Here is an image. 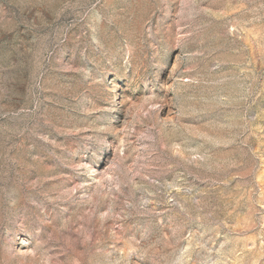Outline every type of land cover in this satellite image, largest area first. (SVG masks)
Returning <instances> with one entry per match:
<instances>
[{
  "label": "rangeland",
  "instance_id": "374dc122",
  "mask_svg": "<svg viewBox=\"0 0 264 264\" xmlns=\"http://www.w3.org/2000/svg\"><path fill=\"white\" fill-rule=\"evenodd\" d=\"M0 264H264V0H0Z\"/></svg>",
  "mask_w": 264,
  "mask_h": 264
}]
</instances>
